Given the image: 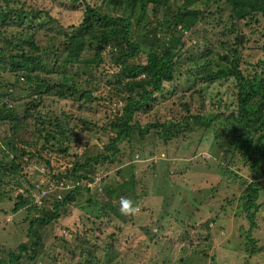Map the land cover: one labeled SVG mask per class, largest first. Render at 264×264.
Returning <instances> with one entry per match:
<instances>
[{"label":"rangeland","instance_id":"obj_1","mask_svg":"<svg viewBox=\"0 0 264 264\" xmlns=\"http://www.w3.org/2000/svg\"><path fill=\"white\" fill-rule=\"evenodd\" d=\"M174 1L180 5L183 0ZM86 2L112 15L135 16L128 10H113L106 0ZM2 4L4 1L0 0ZM10 4L46 11L57 19L53 27L57 33L59 28L81 25L84 18L85 7L81 1L10 0ZM149 8L147 16L155 15L151 5ZM199 8L203 15L189 29L181 31L179 49L175 51V78L164 83L171 95L160 105L155 103L154 111L135 114L142 126L156 118L162 122L188 116L191 121L197 116L192 131L181 133L167 145L160 138V129L150 131L143 139H138V132L134 131L130 139L118 144L119 152L113 161L91 165L93 173L89 180L81 183L82 197L77 195L80 204L68 206V216L59 219L54 230L50 229L52 225L40 229L41 245L37 247L31 245L32 238L27 229L29 220L38 216L39 211L28 207L32 203L42 205L45 160L55 167L54 172L66 169L68 172L75 160L82 162L84 157L105 153L103 147L114 134L108 124L121 113L127 93L114 97L108 84L110 80L104 78L118 71L109 47L101 53L103 61L93 73L94 78H75L79 72L77 64L65 67L67 82L74 80L82 90V96L75 94L69 99L54 95L57 87L52 93L38 97L32 90L34 78L29 82L21 77L20 71L7 70L9 65L3 63L5 67H0V103L7 102L19 121L15 120L17 124L0 123V138H4L0 139V157L8 162L15 159L20 166L0 180V264L15 259L9 253L17 252L21 243L37 250V264H99L110 245L114 250L109 264H163L169 252L171 262L165 264H176L178 260L179 264H212V261L214 264H264V160L258 161L255 170L250 159L234 151V129L240 125L224 115L237 109L234 78L211 83L205 81L201 67L208 59L224 53L227 42L239 43V68L245 81L252 80L254 72L264 64V12L238 20L234 25L228 9L220 12L216 5L200 3ZM162 14L159 9L157 16ZM166 20H169L168 14ZM232 25L239 31L237 35L229 33ZM21 34L16 27H9L4 32L8 39ZM40 38L52 43L49 38ZM143 48L142 51H146ZM83 55L91 57L93 51ZM134 62L142 60L134 59ZM38 76L57 85L64 81L59 74L41 73ZM12 86L15 88H10ZM9 88L13 89L11 96L7 93ZM36 100L39 103L31 109L32 114H26L25 109ZM48 118L57 119L49 126ZM41 120H44L43 124ZM204 120H210L208 127L201 123ZM55 122L62 124L65 137L56 133ZM14 129L17 157L5 145ZM51 133L54 138L44 137ZM69 138L77 141L67 142ZM224 166L229 167L230 176L223 175ZM254 178L259 180L262 188L255 217L251 220L242 207L241 195ZM55 182L52 180L49 187L56 185ZM109 190H114L113 195ZM19 194L32 203L11 214ZM122 197L131 199L137 211L122 214ZM82 203L84 210L79 207ZM108 204L112 209L107 207ZM50 206L51 203H47L45 207ZM86 207L99 208L101 212L104 207L102 221L95 222L92 211ZM86 240L90 244L85 243ZM72 250L75 251L73 258ZM94 253L96 261L90 263ZM26 260L22 255L19 264H26Z\"/></svg>","mask_w":264,"mask_h":264},{"label":"trees","instance_id":"obj_2","mask_svg":"<svg viewBox=\"0 0 264 264\" xmlns=\"http://www.w3.org/2000/svg\"><path fill=\"white\" fill-rule=\"evenodd\" d=\"M3 1L4 4L0 5V43H2L0 45V67H5L3 63L6 62L10 67L7 70L20 71L21 77L29 82L34 78L35 87L32 90L38 93V97L46 92L52 93L51 91H54L56 87L58 89L53 94L59 98L69 99V97H75V94L82 96L80 94L82 90L75 85L74 80L71 83L67 82L65 67L77 64L79 72L75 74V78L82 76L94 78L93 73L98 71L103 61L101 53L108 47L118 71L109 75V78L107 76L104 78L110 80L108 84L114 97H118L122 92L127 93L121 113L108 124V129L114 134L109 137V142L103 147L105 153L100 152L94 157H84L82 162L75 160L68 172L67 169L54 172L55 167L45 160L46 182L42 185L45 195L41 206L33 204L32 200L22 198L20 194L17 195L10 210L11 214L17 213L29 203L32 204L28 208L39 211L38 216L29 220L27 229V234L32 238L31 245L36 247L41 245L40 229L52 225L50 229L54 230L58 220L68 216L67 207L80 204L77 202V195L82 197L81 183L89 180L88 177L93 173L94 168H91V165L99 161H113L119 152L118 144L125 139H130L134 131L138 132V139H143L150 131L160 129V138L166 145L169 141L178 138L181 133L192 131L193 125L197 122V116H194L191 121L188 120V116L181 120L170 118L162 122L156 118L154 122L142 126L135 119V114L139 111H154L155 103L160 105L171 95L164 83L172 82L177 73L175 51L179 49L177 46L181 42V31L189 29L199 19V16L203 15L199 3L207 6L216 5L220 12L228 9V16L233 19V24L238 20L252 18L258 12H264V0H183L180 5L174 0H106L113 10L124 9L135 15L125 16L112 15L106 10L102 11L92 7L86 0H73L84 3L82 24L75 28L73 26L59 28L57 33L56 27L55 31L53 27L58 21L46 11L35 8L25 9L23 6L15 7L10 4V0ZM150 5L153 8L152 13H155L153 16H147ZM159 9L163 11L162 16H157ZM167 14L169 20L165 22ZM9 27L18 28L22 34L6 38L4 32ZM134 31L137 32L134 33ZM228 31L230 35L239 33L233 25ZM159 32L162 35H159ZM41 36L49 38L52 43L43 41ZM142 48L146 51H142ZM238 48L239 43L227 42L224 53H219L216 58L208 59L201 67L204 69L205 81L212 83L217 80H228L231 77L236 81L237 109L228 114L224 113V115L240 125V128L234 129L236 132L233 143L234 151L237 150L243 158L250 159L251 166L257 170L258 161L264 160V64L261 65L259 71L254 72L252 80L245 81L246 78L239 68L241 57ZM89 51H93V56L85 57L83 53ZM134 59H141L142 62H134ZM41 73L59 74L64 81L58 85L52 84L45 78H39L38 75ZM10 88L7 92L9 96L12 95L13 90ZM246 96L249 98L247 99ZM38 103V100L31 102V106L25 109L26 114H32L31 109L35 108ZM56 119L54 118L53 121ZM15 120L19 121L16 112L8 107L7 102L0 103V123L4 121L17 124ZM43 121L41 120L42 124ZM53 121L48 118L46 123L51 126ZM209 122L210 120H204L201 123L208 127ZM35 124L39 130L38 122ZM54 127L57 134L65 137L63 135L66 131L61 123L55 122ZM15 131L16 129L9 134L10 139H5V145L17 157L18 151L13 143ZM44 137L54 138L55 135L44 134ZM71 141L77 140L69 138L67 142ZM8 161L0 157V180L9 172L17 169L18 165L20 166V163L16 164L15 159ZM229 170V167H222L223 175L230 176ZM54 179L56 185L49 187ZM58 183H61L60 186ZM260 188H262L261 183L254 178L241 195L242 207L251 220L255 217ZM108 192L113 195L114 190ZM47 203H51V206L46 209ZM79 207L84 210L85 204L82 203ZM107 207L112 209L111 204ZM86 208L92 211L91 217L95 222L96 220L99 222L105 215L102 213L104 207L102 212L99 208ZM247 235H249V230ZM85 243L90 244L87 240ZM111 246L113 245L105 250L99 264L111 262L114 250ZM74 253V250L70 251L71 258ZM9 254L16 258L9 260L7 264H19L22 255L27 258L26 264L38 263L35 261L37 250L24 243L18 245L17 252ZM169 254L170 252L164 257L163 264L171 262L172 257L170 258ZM179 259L181 260V257ZM94 261H96L95 253L90 263ZM178 261L176 264H179Z\"/></svg>","mask_w":264,"mask_h":264},{"label":"clouds","instance_id":"obj_3","mask_svg":"<svg viewBox=\"0 0 264 264\" xmlns=\"http://www.w3.org/2000/svg\"><path fill=\"white\" fill-rule=\"evenodd\" d=\"M137 211L134 202L131 199L122 197L120 200V212L122 214H130Z\"/></svg>","mask_w":264,"mask_h":264}]
</instances>
